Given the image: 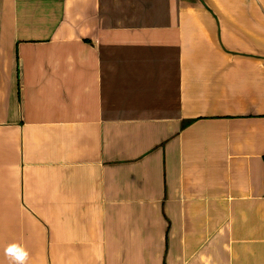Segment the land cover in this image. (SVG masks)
Listing matches in <instances>:
<instances>
[{
  "label": "crops",
  "instance_id": "1",
  "mask_svg": "<svg viewBox=\"0 0 264 264\" xmlns=\"http://www.w3.org/2000/svg\"><path fill=\"white\" fill-rule=\"evenodd\" d=\"M0 264H264V0H0Z\"/></svg>",
  "mask_w": 264,
  "mask_h": 264
}]
</instances>
